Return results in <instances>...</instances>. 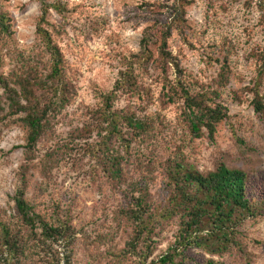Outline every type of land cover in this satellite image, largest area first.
<instances>
[{"label":"rangeland","instance_id":"rangeland-1","mask_svg":"<svg viewBox=\"0 0 264 264\" xmlns=\"http://www.w3.org/2000/svg\"><path fill=\"white\" fill-rule=\"evenodd\" d=\"M40 1L63 7L60 12L48 10L44 28L63 57L67 103L28 150L26 128L19 116L7 115L8 102L0 88V223L19 228L13 198L23 190L25 200L47 222L55 223L57 216L71 227L74 235L68 248L52 246L59 264H65V257H70L69 264H138L144 248L136 247L139 255L135 257L125 248L133 227L120 213L133 206L139 186L143 184L146 199L158 211L165 196L164 166L169 160L176 157L204 175L223 164L247 175L248 196L257 202L259 217L246 220L228 252L211 256L192 248L183 253L184 264L207 260L264 264V117L251 106L255 94L264 100V75L258 77L250 55L264 48L259 9L264 0H0V14L11 28L10 35L0 34V76L16 89L18 76L38 73L42 77L49 69L48 55L35 31ZM183 3L188 4V28L182 36L172 30L168 40L182 81L195 90L210 87L219 71L215 60L221 62L228 51L231 77L220 100L228 118L217 126L213 140L206 134L199 139L185 135L179 103L163 104L166 81L157 71L142 74L131 62L142 31L154 22L171 21ZM153 5L157 15L151 14ZM130 62L140 89L131 96L115 91L112 110L129 108L139 117L151 116L156 131L140 143L131 142L137 158L123 164V181L119 182L97 165L101 157H93L92 150L101 138L96 132L102 122L98 112L103 98L113 91ZM175 74L172 68L167 81H174ZM242 88L253 91L242 94ZM120 127L128 138L130 133ZM113 147H120L118 141ZM177 231L175 219L156 226L145 264H157L172 253ZM47 252L45 246L30 244L21 262L49 264ZM0 264L8 263L0 260Z\"/></svg>","mask_w":264,"mask_h":264},{"label":"trees","instance_id":"trees-1","mask_svg":"<svg viewBox=\"0 0 264 264\" xmlns=\"http://www.w3.org/2000/svg\"><path fill=\"white\" fill-rule=\"evenodd\" d=\"M187 5L181 4L176 17L165 25L154 22L142 31L138 51L131 55V62L142 74L157 71L166 81L161 93L163 104L166 106L179 103L185 135L190 139H199L206 134L213 140L217 126L228 118L227 108L220 101L222 91L228 86L231 77L228 51L226 50L221 62L215 60L219 64V71L210 87L200 86L195 90L182 81L178 63L172 57L168 40L172 30L182 36L188 28L185 18ZM49 9L60 12L63 7L58 2L49 4L40 1V16L35 31L50 62L46 74L42 77H39L38 73L18 76L16 79L18 89L10 86V80L0 76V88L8 102L7 115L19 116L20 122L26 128L25 147L28 150L34 148L40 141L51 118H54L67 103L65 94L68 81L64 74L63 57L52 41L49 31L44 28ZM259 9L264 20V4H261ZM158 13L157 6L153 5L151 14ZM0 34L7 36L11 34L9 21L4 14H0ZM222 46L225 47L224 44ZM152 47H155V50H152ZM250 55L255 59L260 78L264 75V48L252 50ZM131 62L128 69L120 74L119 80L115 83V90L103 98V106L98 112L102 122L96 132L101 138L96 148L92 150L93 157L97 159L101 157L97 165L101 166L111 180L119 182L123 181V164H129L130 158L134 161L137 158L131 152V142L140 143L156 131L151 116L139 117L129 108L120 112L112 110V102L117 91H126L125 93L131 96L137 94L140 89ZM172 68L177 77L175 74V80L169 82L167 77ZM248 91L252 92L253 89H241L242 94ZM234 95L235 99L240 101L237 93ZM251 106L257 115L264 117V100L257 94L251 101ZM121 125L130 133H127L128 138L122 135ZM117 141L120 147L114 150L113 146ZM176 159L178 158L169 160L164 166L167 170L165 196L158 211L152 209L151 201L146 199L147 190L141 184L138 188V197L132 198L133 206L120 213L123 220L132 224L133 231L125 243V248H128L130 255L134 257L141 255L138 264H145L147 257L152 253L150 245L156 226L165 221L175 219L178 231L174 247L171 248L172 253L163 256L156 263L184 264L183 253L192 248L211 256L228 252L229 248L236 244L235 237L246 220H256L259 217L257 202H253L248 196L250 186L244 172L228 170L220 164L214 171L204 175L184 166ZM13 201L19 228L0 223V260L8 264H23L21 260L27 255L30 244L36 243L38 246L47 247L49 264H59V259L52 252V246L62 244L68 248L70 238L74 235L71 233L69 223L59 220L57 216L55 223L47 222L36 213L34 206L25 200L23 190L16 193ZM139 245L144 249L138 254L136 247ZM69 255L71 256V252ZM174 258L179 261L175 262ZM64 261L65 264H69L70 257H65ZM205 264L214 263L207 260Z\"/></svg>","mask_w":264,"mask_h":264}]
</instances>
